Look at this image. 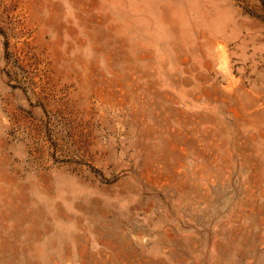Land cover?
<instances>
[{
    "label": "rangeland",
    "instance_id": "rangeland-1",
    "mask_svg": "<svg viewBox=\"0 0 264 264\" xmlns=\"http://www.w3.org/2000/svg\"><path fill=\"white\" fill-rule=\"evenodd\" d=\"M0 264H264V0H0Z\"/></svg>",
    "mask_w": 264,
    "mask_h": 264
}]
</instances>
